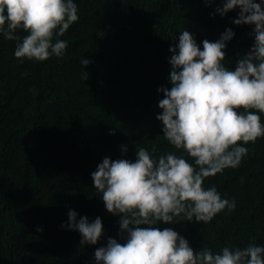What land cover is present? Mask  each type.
<instances>
[{
  "label": "trees",
  "instance_id": "trees-1",
  "mask_svg": "<svg viewBox=\"0 0 264 264\" xmlns=\"http://www.w3.org/2000/svg\"><path fill=\"white\" fill-rule=\"evenodd\" d=\"M73 2L79 19L59 37L67 41L61 57L17 59L27 33L18 30L19 40L8 41L0 32V264H96L94 253L109 238L126 242L91 173L105 157L135 162L141 147L154 159L183 155L156 119L164 98L158 89L171 88L169 49L184 30L202 50L204 40L215 42L231 29L223 63L234 71L254 43L253 26L232 23L238 8L223 17L216 12L223 0ZM84 58L92 61L85 68ZM242 146L248 153L238 167L203 184L234 200L233 211L225 208L208 223L176 218L155 227H170L194 250L214 254L226 246H264V137ZM69 211L77 221L101 219L96 245H81L79 232L68 229Z\"/></svg>",
  "mask_w": 264,
  "mask_h": 264
},
{
  "label": "clouds",
  "instance_id": "clouds-1",
  "mask_svg": "<svg viewBox=\"0 0 264 264\" xmlns=\"http://www.w3.org/2000/svg\"><path fill=\"white\" fill-rule=\"evenodd\" d=\"M237 8L232 23L253 26L254 43L234 71L223 63L226 44L234 36L231 29L215 42L204 40L202 50L184 30L169 49L171 88L158 89L164 98L156 119L164 139L183 155L154 159L141 147L135 162L105 157L91 173L106 211L120 217L126 241L109 238L95 251L96 264H264V246H226L214 254L209 248L194 250L170 227H155L179 223L176 218L208 223L225 208L233 211L235 201L222 199L215 187L205 189L204 181L238 167L248 153L242 145L264 137L257 114H264V0H223L216 12L223 17ZM77 11L73 0H0V32L5 40L16 41L17 31L23 30L27 35L14 56L44 62L63 56L67 41L59 37L79 19ZM81 63L85 68L92 61ZM68 229L79 232L81 245H96L103 234L99 217L91 223L87 217L77 221L75 211L68 212Z\"/></svg>",
  "mask_w": 264,
  "mask_h": 264
}]
</instances>
